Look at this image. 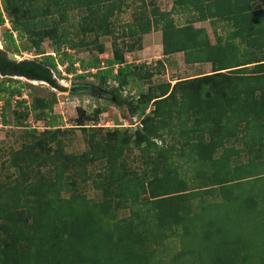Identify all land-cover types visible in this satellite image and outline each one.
<instances>
[{"label":"trees","instance_id":"1","mask_svg":"<svg viewBox=\"0 0 264 264\" xmlns=\"http://www.w3.org/2000/svg\"><path fill=\"white\" fill-rule=\"evenodd\" d=\"M15 1L27 12L1 41L17 53L15 40L30 35L37 50L20 61L0 50V76L63 92L57 83L63 67L64 74L92 79L94 86L81 89L107 95L112 106L126 109L127 124L135 117L140 127L117 125L97 135L83 127L85 112L77 107L85 149L67 153L62 137L70 139L72 131L59 129V116L51 113L55 95L33 97L32 110L40 111L34 120L46 121L47 129L25 130L29 142L2 163L13 173L0 182V264H264V0H173L169 12L151 9L150 20L121 27L119 38L136 41L158 31L163 56L180 53L185 65L210 66L208 75L155 91L142 87L145 63L124 61L132 44H113L103 62L60 52L64 28L75 24L83 35L110 36L108 21L124 11L123 0H51L43 12L36 0ZM83 9L88 17L69 21ZM54 15L61 24L44 21ZM197 22H207L213 44L204 28L193 27ZM44 39L53 56L40 49ZM104 112V105L92 110L93 117ZM0 121L6 123L4 105ZM132 151L140 168L132 166L136 159L130 164ZM120 210L128 215L118 218Z\"/></svg>","mask_w":264,"mask_h":264},{"label":"rangeland","instance_id":"2","mask_svg":"<svg viewBox=\"0 0 264 264\" xmlns=\"http://www.w3.org/2000/svg\"><path fill=\"white\" fill-rule=\"evenodd\" d=\"M0 0V17L2 19V24L0 25V50L4 51L6 56L13 54L14 61H20L21 59H31L37 50V47L34 45L33 38L29 36H24L22 41L15 40V45L17 46V53L13 51H8L4 44L1 41V35L5 29H10L12 23L19 24L18 22L22 21L19 15H24L27 10L25 6H20L19 3L15 5V0ZM173 0H144L143 5L134 2L133 0H123L122 1V10L121 14L113 15L109 19V25L112 27V34L110 36H96L92 30H88L89 34L86 33L83 35L80 33V26L76 23L77 19L81 16L85 18L89 16V13L86 9L83 11H73L69 21L73 22V25L70 28H64L66 40L64 45L61 46L60 52H66L72 55V58L77 59L81 58L85 61L97 57L100 61L111 58V53L113 50V44L120 45L124 48H127L130 44L136 48L133 52L124 53V61L126 63H134L140 65L145 63L147 68H143L140 71L139 76L142 78V87L145 90L155 91L156 87L160 84L169 83L172 85L178 80H187L195 78L201 75H208L211 69L209 64H197L185 65L183 63L182 54H171L168 56H163L161 53L160 46V32L150 31L149 33L144 34V37L141 36L140 40H135V38L128 39L126 37L119 38V35L122 31L121 27H124L127 23H133L135 21H143L144 19H151L150 10L153 9L156 13L169 12L172 7ZM35 4L39 5V8L43 11L46 9H51L49 6L52 4L51 0H36ZM5 6V7H4ZM21 7V10L17 8ZM23 7V8H22ZM28 19H33L35 15H25ZM173 19L181 23L182 16L173 15ZM53 19L55 25L61 24V19L58 15L47 16L44 18V21ZM31 26V25H30ZM78 26V27H77ZM37 27V26H36ZM193 27H203L208 33V39L211 44L214 43V39L211 34V30L207 22L194 23ZM28 29L27 27H25ZM38 28V27H37ZM77 29L79 32L78 37H75L74 34ZM43 29V28H42ZM40 31L38 28L35 33ZM12 33H14L12 31ZM26 33V32H25ZM15 35V33H14ZM16 36V35H15ZM13 36V37H15ZM146 36V37H145ZM84 40L85 45L82 47H76L74 49L68 48L66 45L68 43L74 42L75 45L78 41ZM49 40L44 39L43 42L39 45L40 49L47 55H52V48L49 46ZM102 46V53L97 51V48ZM138 47V48H137ZM31 49V50H28ZM33 49V50H32ZM138 50L141 53L137 52ZM34 51V52H33ZM37 55V54H36ZM63 67H59L58 70L61 72V75L57 78L58 85L64 89L63 92H58L52 89H49L46 85L34 84L30 81H26L20 78H7L0 76V112L4 105V115H5V124H2L0 121V182L4 181V175H11L13 173L12 169H8L2 164L8 156L10 151H15L21 148L22 145L28 143V139L24 135V131L34 128L38 134L43 132L46 128V121H35L34 115L39 113V109L34 108L32 110V98H49L50 93H53L56 98L55 104L52 106L51 113L58 115V127L63 131V129H70L72 135L70 139L68 136H63L64 143H66L65 151L67 153H80L85 149V143L81 136V131L78 127L79 117L76 113V108L79 107L85 112L86 120H84L85 128H92L93 131H96L97 135L104 133V129L114 128L115 126L127 124L126 121H129L130 118L127 115V111L124 107L118 109L112 106L109 102L107 95L100 97H95L89 88L95 85V82H92L90 78L78 79L73 77V75L64 74L62 71ZM76 73L78 75L81 73V69L76 66ZM150 75V76H147ZM89 85L90 87L81 89L83 85ZM76 86V90H72V87ZM10 87V90L15 87H19L17 92H8L4 89ZM8 100V106H5L4 101ZM17 102H21L19 105ZM105 106V112L93 117L92 110L94 108ZM27 110V116L24 118L23 111ZM152 109V108H151ZM150 109V110H151ZM16 113V114H13ZM16 121L17 127H13L12 123ZM170 143V142H169ZM138 153L137 151H132L129 154V161L136 162L132 166L138 165ZM3 165V166H1ZM131 166V167H132ZM140 171V170H139ZM15 176V174L13 175ZM86 190V189H85ZM86 195L88 198L97 200L98 196L90 188H87ZM194 202L196 200H193ZM193 202V203H194ZM127 211H118L117 217L122 218L127 216ZM226 223V222H225ZM227 224V223H226ZM174 242H177L174 240ZM171 241L165 243L170 249H174V246L171 245ZM176 250V248H175ZM168 252V251H167ZM172 253V251H170ZM169 253V252H168ZM169 256V255H168ZM167 256V257H168ZM165 257V259L167 258Z\"/></svg>","mask_w":264,"mask_h":264},{"label":"built area","instance_id":"3","mask_svg":"<svg viewBox=\"0 0 264 264\" xmlns=\"http://www.w3.org/2000/svg\"><path fill=\"white\" fill-rule=\"evenodd\" d=\"M131 127V128H135V127H140V124H139V122L136 120V118L135 117H133V118H131V123H129V124H126V123H124L123 125H121V127Z\"/></svg>","mask_w":264,"mask_h":264},{"label":"water","instance_id":"4","mask_svg":"<svg viewBox=\"0 0 264 264\" xmlns=\"http://www.w3.org/2000/svg\"><path fill=\"white\" fill-rule=\"evenodd\" d=\"M7 58H8L9 60L14 61L13 54H9ZM30 82H31V83H34V84H42L41 82H36V81H30Z\"/></svg>","mask_w":264,"mask_h":264},{"label":"crops","instance_id":"5","mask_svg":"<svg viewBox=\"0 0 264 264\" xmlns=\"http://www.w3.org/2000/svg\"><path fill=\"white\" fill-rule=\"evenodd\" d=\"M197 23H199V22H197ZM201 23V22H200ZM194 25V24H193ZM194 28H196V27H194ZM197 28H203V27H197ZM211 30V29H210ZM206 34L208 35V33H207V31H206ZM143 37H144V35H143ZM146 37V36H145ZM137 52H139V53H141V51L140 50H138ZM178 54V53H177ZM180 54V53H179ZM178 54V55H179ZM195 65H197V64H194L193 66H195ZM189 66V65H188Z\"/></svg>","mask_w":264,"mask_h":264}]
</instances>
